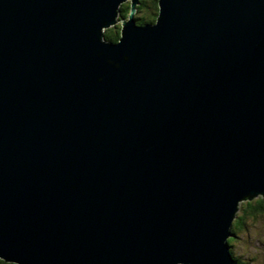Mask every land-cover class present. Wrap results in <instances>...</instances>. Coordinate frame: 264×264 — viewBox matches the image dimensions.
Instances as JSON below:
<instances>
[{
    "label": "water",
    "instance_id": "1",
    "mask_svg": "<svg viewBox=\"0 0 264 264\" xmlns=\"http://www.w3.org/2000/svg\"><path fill=\"white\" fill-rule=\"evenodd\" d=\"M0 0V258L237 264L264 196V0ZM121 22L118 41L104 30Z\"/></svg>",
    "mask_w": 264,
    "mask_h": 264
},
{
    "label": "rangeland",
    "instance_id": "2",
    "mask_svg": "<svg viewBox=\"0 0 264 264\" xmlns=\"http://www.w3.org/2000/svg\"><path fill=\"white\" fill-rule=\"evenodd\" d=\"M127 1L130 2V0ZM128 16L129 14L124 17L128 18ZM117 25L119 26L120 33L122 24L121 22H118ZM106 29L107 28H105V30ZM260 198H264V196L259 195L251 200H241L240 208L237 212V216L235 217L234 221L238 217L239 211H242V205H246L247 207L248 201H253V203H255L254 201H258ZM246 209L249 210L250 208L247 207ZM242 216L245 225L244 227L240 228L237 233V237L232 243L231 249L233 250V254L237 258H239V260L242 261L243 264H264V212H258L254 215L251 214L250 211H242ZM0 264L4 263L0 261Z\"/></svg>",
    "mask_w": 264,
    "mask_h": 264
},
{
    "label": "trees",
    "instance_id": "3",
    "mask_svg": "<svg viewBox=\"0 0 264 264\" xmlns=\"http://www.w3.org/2000/svg\"><path fill=\"white\" fill-rule=\"evenodd\" d=\"M130 2H124L123 4H121L120 7V14L122 16H127L130 12ZM137 11L135 14V18L137 20V23L139 24H143V23H147V22H154L157 18V14L159 12V1L158 0H140L139 4H137ZM104 36L106 39L112 40V41H118L120 38V33H119V26L116 25H112L110 27H108L105 31H104ZM255 203H253V201H248V208H250L249 210L246 209V205H242V211L248 212L250 211L251 214H257L258 212H264V198H260L258 201H254ZM242 211H239L238 213V217L236 218V220L233 223V232L235 234V236L230 237L228 239L230 247L232 246V243L234 241V239L237 237V233L240 230L241 227H244L245 222L243 221V216H242ZM231 252L233 254V250L231 249ZM234 258L238 261L237 264H242L239 260V258H237L234 254H233ZM0 261L4 264H17L14 262H5L3 259L0 258Z\"/></svg>",
    "mask_w": 264,
    "mask_h": 264
},
{
    "label": "bare ground",
    "instance_id": "4",
    "mask_svg": "<svg viewBox=\"0 0 264 264\" xmlns=\"http://www.w3.org/2000/svg\"><path fill=\"white\" fill-rule=\"evenodd\" d=\"M140 1V0H139ZM131 3L132 2H130V5H131ZM139 4V3H138ZM131 7V6H130ZM135 7H136V5H135ZM137 8V7H136ZM131 10V9H130ZM121 13V12H120ZM159 13V12H158ZM121 15V14H120ZM157 16H158V14H157ZM134 18H135V16H134ZM135 20H136V18H135ZM136 23H137V20H136ZM116 24H118V23H116ZM116 24H114V25H116ZM137 24H139V23H137ZM105 31V30H104ZM105 33V32H104ZM104 38H105V36H104ZM106 39V38H105ZM106 40H109V39H106ZM110 41H112V40H110Z\"/></svg>",
    "mask_w": 264,
    "mask_h": 264
},
{
    "label": "flooded vegetation",
    "instance_id": "5",
    "mask_svg": "<svg viewBox=\"0 0 264 264\" xmlns=\"http://www.w3.org/2000/svg\"><path fill=\"white\" fill-rule=\"evenodd\" d=\"M238 262V261H237ZM242 263V261H240ZM243 264V263H242Z\"/></svg>",
    "mask_w": 264,
    "mask_h": 264
}]
</instances>
